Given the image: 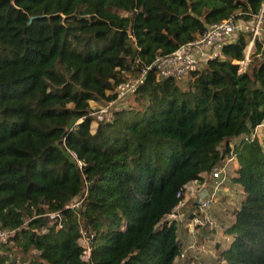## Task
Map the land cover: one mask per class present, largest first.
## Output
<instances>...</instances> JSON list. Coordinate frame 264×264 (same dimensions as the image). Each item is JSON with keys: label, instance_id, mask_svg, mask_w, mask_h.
Returning a JSON list of instances; mask_svg holds the SVG:
<instances>
[{"label": "trees", "instance_id": "1", "mask_svg": "<svg viewBox=\"0 0 264 264\" xmlns=\"http://www.w3.org/2000/svg\"><path fill=\"white\" fill-rule=\"evenodd\" d=\"M263 3L0 0V227L13 232L0 264H188L201 245L184 260L188 245L168 217L193 183L235 157L224 186L244 197L227 204L235 223L215 226L232 236L216 241L217 261L264 264V146L251 139L264 123V41L243 72L250 32L187 81L147 69L210 24L251 20ZM144 69L133 102L95 123L92 103L114 99ZM82 231L93 235L87 261ZM208 233L197 238L218 235Z\"/></svg>", "mask_w": 264, "mask_h": 264}, {"label": "built area", "instance_id": "2", "mask_svg": "<svg viewBox=\"0 0 264 264\" xmlns=\"http://www.w3.org/2000/svg\"><path fill=\"white\" fill-rule=\"evenodd\" d=\"M239 32H250L251 38L245 49L246 56L240 63L239 72L247 69L251 56L255 52L256 40L264 41V3L259 12L253 16L251 20H235L226 19L217 23L210 24L203 34L195 40L181 45L172 54L158 56L152 66L157 72L165 78H174L177 80L185 79L188 74L194 70L201 68L209 59L223 58V47L228 41L234 40ZM144 69L140 75L131 76L127 80L121 82L116 91V97L105 104L92 103L91 115L98 121H112L114 111L119 107V104L127 99L131 94L135 93L139 86L144 82L148 70ZM83 119H79L76 123H80ZM72 158L83 167V162L79 159L75 151L69 150ZM227 178V165L217 167L211 173L210 178H204L202 182L193 183L185 192V197L189 196L193 199L192 218H196L200 225H205L208 219L206 212L215 205L220 199L223 191L224 182ZM181 195V192H179ZM185 200V198H184ZM182 201L177 210L170 216L175 220L181 217L179 209L186 205V201ZM83 200H73L70 207L79 210ZM50 222L55 223L61 218L58 211L49 212L46 214ZM208 222V221H207ZM13 232L0 227V246L7 245L11 242ZM93 235H88L86 231H82V239L84 251L82 254L83 260L87 261L91 257V244ZM194 248V244L190 245ZM190 248L188 250H190ZM187 250V251H188ZM186 251V252H187ZM184 252V253H186ZM183 253V256L185 255Z\"/></svg>", "mask_w": 264, "mask_h": 264}, {"label": "rangeland", "instance_id": "3", "mask_svg": "<svg viewBox=\"0 0 264 264\" xmlns=\"http://www.w3.org/2000/svg\"><path fill=\"white\" fill-rule=\"evenodd\" d=\"M260 56V55H259ZM183 81H187V78L184 79ZM132 99V98H131ZM131 99H125L123 102H121L119 104L120 106H128L129 102H133V100ZM251 139H256L259 140V142L264 146V123H262L261 125H259L255 131L253 132ZM240 142V140L238 141ZM236 160H234V162H230V165L227 166V169L232 172L233 175H235L234 170L237 169V166L239 165V160L237 159V157H235ZM233 165H232V164ZM236 171V170H235ZM237 188V184L235 183L234 186H225L223 188L222 194H221V199L215 203V205L213 207H211L207 212H206V216L208 219H205L204 216H202V218H204V220H207L209 224L206 225H200V223H198V220H196V218H191L190 216L192 215V205H193V199L192 197H190L189 199V203L186 205V207H184L183 209H179V212H181V217L177 220V222L180 225V232H179V236L182 239L183 244L187 243L188 246L184 247V252H186L191 246L197 242H199V244L201 245L200 247H197V253L196 258L194 257H190L188 260V264H219V261H217L218 259V253H216V249H215V244L216 241L218 240V238L222 237L223 241H231L232 240V236L230 234H227L226 231L222 230V232H220L219 230L222 228H224L223 226H225V229L229 226H232V224L235 223L236 221V217H237V212L234 213V211L232 209H229L231 201L236 200L235 202H241L243 199V195L239 192H237L236 190ZM229 194V199H227V201L224 200L225 195ZM235 203V204H236ZM223 204V205H221ZM234 204V203H233ZM217 206H220L219 208H221V212L219 213H215L214 209H216ZM234 205H232L231 207H233ZM169 220H175L174 218H172L171 216L168 217ZM206 221V222H207ZM218 226L219 230H216V227ZM200 227L202 229H200ZM203 229L205 230V232H209L208 235L210 236H214L217 235L216 237H210V239H203L202 242L199 241V239L197 238V235L200 234ZM187 231V232H186ZM191 250H194V248H190ZM183 252V253H184ZM216 253V254H215ZM190 256V255H188ZM188 256L184 258V260H186L188 258ZM197 256H203L202 258H197Z\"/></svg>", "mask_w": 264, "mask_h": 264}, {"label": "crops", "instance_id": "4", "mask_svg": "<svg viewBox=\"0 0 264 264\" xmlns=\"http://www.w3.org/2000/svg\"><path fill=\"white\" fill-rule=\"evenodd\" d=\"M189 196H186L185 197V200L184 201H186V205L189 203ZM186 205L184 206V207H186ZM221 205H223V204H221ZM220 206H217L216 207V209H214V211H215V213H219V212H221L220 210H221V208H219ZM203 257V256H202Z\"/></svg>", "mask_w": 264, "mask_h": 264}, {"label": "water", "instance_id": "5", "mask_svg": "<svg viewBox=\"0 0 264 264\" xmlns=\"http://www.w3.org/2000/svg\"><path fill=\"white\" fill-rule=\"evenodd\" d=\"M134 51H135L134 58H136L137 57V48H136V46H134Z\"/></svg>", "mask_w": 264, "mask_h": 264}]
</instances>
